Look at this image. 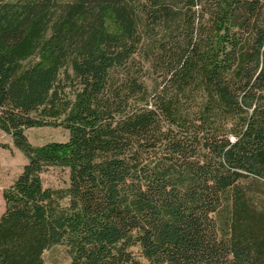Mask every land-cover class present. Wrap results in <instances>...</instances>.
Masks as SVG:
<instances>
[{"label":"trees","instance_id":"trees-1","mask_svg":"<svg viewBox=\"0 0 264 264\" xmlns=\"http://www.w3.org/2000/svg\"><path fill=\"white\" fill-rule=\"evenodd\" d=\"M0 129V264H264V0H0Z\"/></svg>","mask_w":264,"mask_h":264},{"label":"rangeland","instance_id":"rangeland-1","mask_svg":"<svg viewBox=\"0 0 264 264\" xmlns=\"http://www.w3.org/2000/svg\"><path fill=\"white\" fill-rule=\"evenodd\" d=\"M25 132L34 145L53 140L65 141L68 138V131L62 127H31ZM26 162V156L14 145L12 137L0 129V216L5 210L3 191L13 183ZM66 178V173L60 169H51L44 174L46 186L64 185ZM44 259L47 264H70V257L62 245L45 251Z\"/></svg>","mask_w":264,"mask_h":264}]
</instances>
